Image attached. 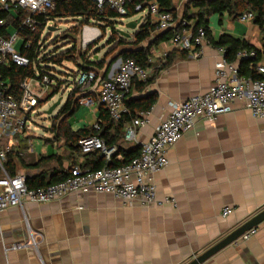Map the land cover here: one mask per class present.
Listing matches in <instances>:
<instances>
[{"label": "crops", "instance_id": "obj_1", "mask_svg": "<svg viewBox=\"0 0 264 264\" xmlns=\"http://www.w3.org/2000/svg\"><path fill=\"white\" fill-rule=\"evenodd\" d=\"M195 1L173 0L177 29L186 19L196 23L194 17L199 9ZM137 16L130 19L137 22L143 18L140 16L136 20ZM209 27L210 34L198 59L172 48L171 31L162 32L156 28L149 42L142 45V49L150 51L148 69L151 78L156 79L143 91L133 86L127 101L147 103L152 100L154 105L148 111V123L139 130L136 142L125 140L126 127L118 131V123L109 132L108 140L119 136L117 145L113 146L117 148L118 161L124 159L122 149L129 151L139 147L140 152L173 106L204 94L214 86L216 65L224 58L218 46L222 38L262 49V33L254 22L242 23L227 13L214 14ZM128 33L132 36L134 32ZM169 33H172L170 40L156 43ZM94 35V32L86 33L85 38L93 39ZM81 39L82 31L77 38V50L85 55L86 61L79 60L78 65L65 63L73 64V68L64 64L68 73L64 80L72 87L76 86L82 64L95 71L99 79H108L117 68L115 56L136 51L126 45L120 47L116 55L106 57V51L104 54L96 52L99 49L96 46L87 54L88 48L83 47L85 41L80 42ZM103 59L105 65L100 68L97 64ZM234 64L239 69L238 61ZM90 97L96 101L92 108L81 103ZM78 98L79 107L74 114L77 111L80 114L74 123L69 121L74 114L68 119L70 131H91L101 123L106 111L99 106L91 90L82 91ZM22 135L11 142L12 152L23 159V164L15 159L17 174L26 175L34 185L43 173L51 177L59 164L64 171L75 165L93 168L97 160L102 166L107 165L101 154L85 158L77 146L74 149L72 142L57 139L53 132L50 141L53 149L42 151L34 150L32 140H26L31 136ZM8 145L10 142L5 139L0 147L5 149ZM52 156L60 161L54 160L39 169L26 167ZM168 158V167L156 174L155 181L158 199L162 202L175 200V204L126 205L92 191L51 203L28 202L24 209L12 208L0 214V264H188L264 210V120L255 119L244 104L236 103L232 113L213 121L197 122L195 128L171 148ZM226 209L231 214L224 218ZM256 230L249 240H239L205 264H264V223ZM32 237L37 241V248L7 251L14 244L29 242Z\"/></svg>", "mask_w": 264, "mask_h": 264}, {"label": "built area", "instance_id": "obj_2", "mask_svg": "<svg viewBox=\"0 0 264 264\" xmlns=\"http://www.w3.org/2000/svg\"><path fill=\"white\" fill-rule=\"evenodd\" d=\"M99 10L109 6L122 18L128 14L127 0H92ZM55 9L53 0H0V10L9 12L14 18L12 24L0 21V66L9 68L17 66L28 68L30 59L23 54L31 49L33 40L29 35L45 29L53 22H43L42 17L47 16ZM14 10L17 14L12 13ZM136 15L150 18L159 31H171L173 36L169 41L172 48L186 52L193 59L202 55L201 49L207 40L204 29L195 32V22L183 20L181 27L176 28V18L171 12L161 10L156 1L138 4L135 7ZM253 13H245L239 18L242 23L254 22ZM14 24H17L14 26ZM50 28V27H49ZM94 32L93 39L86 40L85 34ZM5 33V35H3ZM83 47L87 49L102 35L98 28L85 26L82 30ZM18 47H20L18 49ZM40 50H43L41 41ZM223 60L216 65L215 84L206 93L191 97L182 104L173 106L169 116L164 119L151 140L144 144L138 157L130 163L109 167L117 154V148H108L99 136H90L79 141V147L84 155L99 153L106 160L107 165L92 171L82 166H74L68 171V178L58 184L46 188L31 189L27 185L24 174L11 176L4 168L7 154L12 152L11 142L29 128L28 122L32 113L39 106V102L57 85L51 77L44 75L41 79L26 78L21 84L22 97L17 101L10 95L9 86L0 78V144L8 139L10 146L0 147V214L12 208L24 209L26 203L45 204L62 200L69 196L85 194L89 191L97 194L111 196L126 205L140 204L142 207L175 204V200L158 199V189L155 176L165 170L169 165V151L182 138L193 130L199 121H213L221 115L230 114L236 103H242L257 120H264V63L262 61L256 68L257 75L263 79L254 80L239 75V69L234 63H229L225 57V49H221ZM167 53L163 55L165 59ZM255 51H240L237 60H255ZM166 62V61H164ZM151 78L149 70L142 68L135 61L117 62L112 77L99 79L95 71H82L78 73L76 86L68 84L69 96L74 88L82 91L91 90L101 106L114 123H120L131 111L126 101L131 93L134 82L146 83ZM69 83V82H68ZM81 103L92 108L96 101L94 98H85ZM148 112H141L139 117L125 128V140L136 142L139 130L148 123ZM100 131V124L94 126ZM231 214L229 209L223 212L226 218ZM257 233L256 229L246 233L240 240L247 241ZM37 241L31 238L29 242L14 244L8 250L19 251L37 248Z\"/></svg>", "mask_w": 264, "mask_h": 264}, {"label": "trees", "instance_id": "obj_3", "mask_svg": "<svg viewBox=\"0 0 264 264\" xmlns=\"http://www.w3.org/2000/svg\"><path fill=\"white\" fill-rule=\"evenodd\" d=\"M127 10L128 14L126 17L122 18L116 11L112 10L109 6L103 8V10H99L97 5L92 0H53L55 4V9L53 12H50L47 16L42 17L41 20L43 22H63V21H72L73 27L70 29L69 34L65 36V40H69L70 49L63 51L61 53H51L46 54L43 50H40L39 42L42 38L43 28L40 29L37 33L33 35H29L33 40V45L31 49L24 51L23 54L26 55L31 64L28 68H20L17 66H11L9 68L0 66V78L3 82L7 83L9 86V94L15 97L17 101H20L22 97V89L21 84L26 78H34L41 79L44 75L51 77L56 81L57 85L54 86L51 92L46 96L45 99L39 102V106L37 109L41 108L43 105L47 104V102L51 101L57 94L61 93L63 88L68 87V80H64L67 78L66 74L58 71L57 69H65V63H74L78 65V61L85 62V55L82 56L77 48L75 43L77 42V38L80 35L81 31L85 26H92L98 28L101 31L102 37L106 36L108 31H110V42L116 44L118 49L122 46L131 45L136 49L135 52H124L120 53L116 56L115 61L122 58L123 61L133 60L139 66L144 69L149 70L148 68L151 66L150 60L151 55L150 51H146L142 49V45L149 42L152 37V33L156 30L157 26L154 25L151 19L145 18L141 26L133 33V35L128 38L126 36L121 35V33L116 30L115 25L122 21L123 19H130L136 15L135 7L138 4H143L145 2L156 1L161 10L164 12H171L174 17V4L173 0H127ZM196 8L199 9V13L194 17L196 19L195 23V32L199 29H204L206 31L207 37L210 34V17L214 14L222 15L227 13L230 17L235 20H239V18L245 13H253L255 16L254 23L259 27L262 33V49L258 50L254 47L250 46L246 42L234 41L232 39H228L226 37L222 38L218 43V46L221 49H225V57L229 63L237 62V54L240 51H255L257 57L255 60H241L239 63V75L245 78H253L254 80L263 79L257 75L256 68L260 64L262 60H264V0H196L194 2ZM6 21L7 24H12L14 18L12 14L9 12L0 10V21ZM190 20V19H187ZM17 24H14L16 26ZM111 29V30H110ZM129 34V33H128ZM5 35V33H3ZM172 33L168 35L161 36L156 43L159 41H168L170 40ZM96 44H92L87 49V54L90 50L95 48ZM106 57L108 54H106ZM90 63V62H88ZM85 64V63H84ZM82 64L81 71H90L87 67ZM100 68H103L105 65V60L100 61ZM155 77L150 78L146 83L134 82L133 86L136 87L138 91H143L148 86L155 82ZM82 95V90L80 88H74L73 92L68 97V100L62 110L59 112L57 117L55 118V123L52 124V132L55 133L56 138H63L67 143L72 142V147L76 149L78 147V152L83 157H88L92 154L84 155L82 154L79 141L83 138L90 136H99L106 144L108 148H113V146L117 145L119 140V136L112 137L108 140L109 132L115 127V123L112 122L107 114V112L102 116L100 123V131H95L92 129L91 131H79L74 133L70 131V127L68 125V119L74 114V112L79 107V98L78 96ZM128 108L131 111L130 116L124 118V120L118 123L117 130L125 128L129 125L132 120L136 119L138 114L145 111L148 112L154 105V102L148 101L137 102V101H126ZM92 134H89V133ZM139 147L133 148L129 151H125L122 149V153L124 154V159L122 161H118L117 157H114L112 162L109 164V167H118L123 166L130 163L134 158L138 157ZM15 159L18 160L21 164H23V159L17 156L14 152H10L7 154L6 162L4 163L5 170L11 175L15 176L17 174ZM54 160L58 162L57 156L48 157L46 159H40L39 162L35 165H26L27 169H39L44 164L50 163ZM96 167L89 168L92 171L99 170L104 166L101 165L99 160L94 162ZM76 166V165H75ZM74 167V166H73ZM72 167V168H73ZM88 168V166H83ZM1 173V172H0ZM68 171H64L62 168V164H59L58 169H55L52 172L51 177H47V174H41L38 178L39 182L37 184L29 183L27 180V185L31 189L37 188H46L51 185L58 184L68 178Z\"/></svg>", "mask_w": 264, "mask_h": 264}, {"label": "rangeland", "instance_id": "obj_4", "mask_svg": "<svg viewBox=\"0 0 264 264\" xmlns=\"http://www.w3.org/2000/svg\"><path fill=\"white\" fill-rule=\"evenodd\" d=\"M12 13L16 15L17 13L12 10ZM140 17V15L137 16L136 20ZM135 20L132 19H123L122 21H119L118 24L115 25L116 30L121 32H132L128 31L126 29L127 24L130 22H133ZM49 27H53L56 29L55 32H49ZM73 27L72 21H63V22H53L48 27H46L42 31V38H41V45L43 46V51L46 54L51 53H61L63 51H66L70 49L69 40H65V36L69 34L70 29ZM111 30V29H110ZM70 35V34H69ZM83 39H81L80 42H82ZM95 47L97 46L99 49L96 52H101L104 54L106 51V54L108 56H114L118 52V47L116 44L110 42V31H108L107 35L104 37H100L95 42ZM76 48L79 47V43H75ZM20 47H18L19 49ZM95 53V52H94ZM116 57V56H115ZM74 64V63H73ZM73 64H65L66 67L73 68ZM76 65V64H74ZM60 72H63L65 74L67 73L66 69H57ZM71 81V80H70ZM69 97V91H63L59 94H57L51 101L47 102V104L43 105L41 108L36 109L34 113L31 115V119L28 122V127L25 129L22 134L28 135L31 137H28L26 140H32L33 142V149L37 151H42L44 149H53L52 142L53 136H52V124L55 123V117L59 114V112L62 110V108L65 106L67 100ZM59 100H62L61 106L53 113L52 116H48L46 112ZM83 108V107H81ZM80 114V111H77L70 119L69 121L71 123H74L76 117ZM86 117V116H85ZM22 135V136H23Z\"/></svg>", "mask_w": 264, "mask_h": 264}, {"label": "water", "instance_id": "obj_5", "mask_svg": "<svg viewBox=\"0 0 264 264\" xmlns=\"http://www.w3.org/2000/svg\"><path fill=\"white\" fill-rule=\"evenodd\" d=\"M143 18H140L137 22L133 21L127 24L126 29L128 31L135 32L139 24L141 23ZM56 29L53 27L49 28V32H55ZM121 35L130 37V34L127 32H121ZM122 58L118 59V63H122ZM62 100H59L56 104H54L47 112L46 114L48 116H52L53 113L61 106ZM57 117V116H56ZM55 117V118H56ZM264 223V210L255 215L253 218H251L249 221L244 223L242 226L238 227L234 231H232L230 234H228L224 239H222L220 242L215 244L214 246L210 247L208 250H206L204 253L196 257L194 260L189 262L188 264H205L210 259H212L214 256L225 250L226 248L232 246L233 244L237 243L246 233L252 231L253 229L258 228L260 225Z\"/></svg>", "mask_w": 264, "mask_h": 264}]
</instances>
